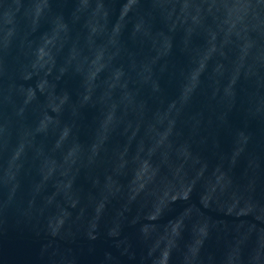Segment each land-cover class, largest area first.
I'll use <instances>...</instances> for the list:
<instances>
[{
  "label": "water",
  "instance_id": "1",
  "mask_svg": "<svg viewBox=\"0 0 264 264\" xmlns=\"http://www.w3.org/2000/svg\"><path fill=\"white\" fill-rule=\"evenodd\" d=\"M0 264H264V0H0Z\"/></svg>",
  "mask_w": 264,
  "mask_h": 264
}]
</instances>
